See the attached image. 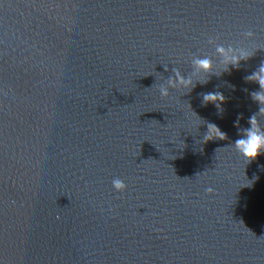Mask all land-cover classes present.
I'll return each mask as SVG.
<instances>
[{"label": "water", "instance_id": "obj_1", "mask_svg": "<svg viewBox=\"0 0 264 264\" xmlns=\"http://www.w3.org/2000/svg\"><path fill=\"white\" fill-rule=\"evenodd\" d=\"M209 37L264 47V0H0L2 264H264V156L231 145L264 49L159 94Z\"/></svg>", "mask_w": 264, "mask_h": 264}, {"label": "clouds", "instance_id": "obj_2", "mask_svg": "<svg viewBox=\"0 0 264 264\" xmlns=\"http://www.w3.org/2000/svg\"><path fill=\"white\" fill-rule=\"evenodd\" d=\"M244 36L248 40H253L255 38V33L248 30L244 33ZM208 43L215 46L216 58L214 59L212 55L208 54H192L191 66L193 68V74L185 76L178 68L173 69L174 76L170 77L165 84L159 86V94L161 97L167 98L170 96L169 88L191 91L197 82L206 83L207 80L205 77L208 74L220 75L222 72H228L232 68H238L241 61L249 60L254 57L258 50L264 49V47L260 46L252 47L243 44L225 45L217 43L216 38L213 37H209ZM165 68L167 70L166 65ZM194 77L196 79H194ZM247 79L259 84L261 90L253 92L251 95L252 98L261 105L259 108V114L264 116V62L261 63L258 71L249 75ZM203 99L205 103H214L218 108L225 101L224 95L219 92L205 93ZM193 114L196 117V114ZM199 125L200 120L198 118L194 121V127L198 128ZM225 138H227L226 133H224L216 124L208 123L207 132L202 138V144H207L209 141L216 139L223 140ZM231 145L243 158L245 164H251L253 161L258 160V157L264 156V125L260 123L256 115H252L249 118V127L238 129V137ZM185 147V143L181 141L178 148L183 151ZM243 176L244 179L240 183L239 188L251 187L254 182L259 179L257 174H253L251 179H248L245 173ZM111 185L114 191L118 193L125 192L128 187L125 181L119 177L113 178ZM207 191L211 193L213 192V189L209 187ZM0 264H2V262H0Z\"/></svg>", "mask_w": 264, "mask_h": 264}]
</instances>
